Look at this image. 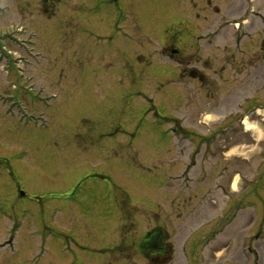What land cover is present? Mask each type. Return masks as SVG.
Segmentation results:
<instances>
[{
	"label": "rangeland",
	"instance_id": "1",
	"mask_svg": "<svg viewBox=\"0 0 264 264\" xmlns=\"http://www.w3.org/2000/svg\"><path fill=\"white\" fill-rule=\"evenodd\" d=\"M247 1L0 0V264H161L137 245L154 225L168 264H264V122L234 124L264 104ZM198 147L187 192L168 178Z\"/></svg>",
	"mask_w": 264,
	"mask_h": 264
},
{
	"label": "trees",
	"instance_id": "2",
	"mask_svg": "<svg viewBox=\"0 0 264 264\" xmlns=\"http://www.w3.org/2000/svg\"><path fill=\"white\" fill-rule=\"evenodd\" d=\"M167 234L161 228H155L153 231H150L144 239L141 240L140 249L144 256H151L150 254L156 250L154 246L155 243L163 248V245H166Z\"/></svg>",
	"mask_w": 264,
	"mask_h": 264
},
{
	"label": "flooded vegetation",
	"instance_id": "3",
	"mask_svg": "<svg viewBox=\"0 0 264 264\" xmlns=\"http://www.w3.org/2000/svg\"><path fill=\"white\" fill-rule=\"evenodd\" d=\"M45 2V1H44ZM47 8L46 7H44L43 8V10L45 11ZM7 63V66H8V68H11L12 67V65L15 63L13 60H9L8 62H6ZM204 65H207L206 63L204 64ZM178 75L180 76V77H185V75L188 73V71H187V69H185V67L184 68H182V67H180L179 69H178ZM45 84V83H44ZM46 85V84H45ZM44 88V87H43ZM41 92V89H39L35 94H33L34 96H32V97H29L28 98V103H32L33 102V100H37L38 99V97L39 96H37L39 93ZM164 252H162L161 254H163ZM160 254H158L157 256H159Z\"/></svg>",
	"mask_w": 264,
	"mask_h": 264
},
{
	"label": "water",
	"instance_id": "4",
	"mask_svg": "<svg viewBox=\"0 0 264 264\" xmlns=\"http://www.w3.org/2000/svg\"><path fill=\"white\" fill-rule=\"evenodd\" d=\"M160 263H164L165 261L163 260V261H159Z\"/></svg>",
	"mask_w": 264,
	"mask_h": 264
}]
</instances>
